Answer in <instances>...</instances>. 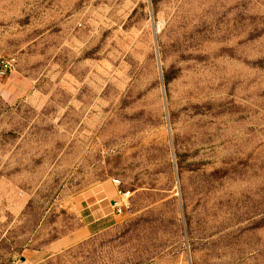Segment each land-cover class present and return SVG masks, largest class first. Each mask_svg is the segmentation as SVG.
<instances>
[{
  "label": "rangeland",
  "instance_id": "374dc122",
  "mask_svg": "<svg viewBox=\"0 0 264 264\" xmlns=\"http://www.w3.org/2000/svg\"><path fill=\"white\" fill-rule=\"evenodd\" d=\"M7 60L0 264H264V0H0Z\"/></svg>",
  "mask_w": 264,
  "mask_h": 264
},
{
  "label": "crops",
  "instance_id": "0c3cea01",
  "mask_svg": "<svg viewBox=\"0 0 264 264\" xmlns=\"http://www.w3.org/2000/svg\"><path fill=\"white\" fill-rule=\"evenodd\" d=\"M90 224H92V222H89L88 225H82L80 228L72 232L69 236L57 241L55 244H53L52 250L58 251L79 241L87 239L92 234L93 229H95V225ZM25 264L30 263L25 262Z\"/></svg>",
  "mask_w": 264,
  "mask_h": 264
},
{
  "label": "built area",
  "instance_id": "2783aa9c",
  "mask_svg": "<svg viewBox=\"0 0 264 264\" xmlns=\"http://www.w3.org/2000/svg\"><path fill=\"white\" fill-rule=\"evenodd\" d=\"M13 68V61L12 60H7L3 63L2 68L0 69V73L6 74L9 71H12ZM114 184L116 186L120 185V181L119 180H114ZM129 193H121V199L119 201H112L114 202V206L113 207H118V211H120V208L122 206L123 203H126V199L128 198Z\"/></svg>",
  "mask_w": 264,
  "mask_h": 264
},
{
  "label": "water",
  "instance_id": "95a60500",
  "mask_svg": "<svg viewBox=\"0 0 264 264\" xmlns=\"http://www.w3.org/2000/svg\"><path fill=\"white\" fill-rule=\"evenodd\" d=\"M112 204H114V202H112ZM21 260L25 262V258L24 257H22Z\"/></svg>",
  "mask_w": 264,
  "mask_h": 264
},
{
  "label": "bare ground",
  "instance_id": "6f19581e",
  "mask_svg": "<svg viewBox=\"0 0 264 264\" xmlns=\"http://www.w3.org/2000/svg\"><path fill=\"white\" fill-rule=\"evenodd\" d=\"M197 108H198V109H197ZM195 110H196V111H197V110L199 111V107H195Z\"/></svg>",
  "mask_w": 264,
  "mask_h": 264
}]
</instances>
